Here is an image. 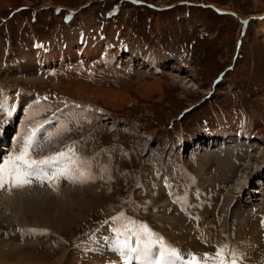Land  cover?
I'll return each mask as SVG.
<instances>
[{
	"label": "rangeland",
	"instance_id": "rangeland-1",
	"mask_svg": "<svg viewBox=\"0 0 264 264\" xmlns=\"http://www.w3.org/2000/svg\"><path fill=\"white\" fill-rule=\"evenodd\" d=\"M37 38L45 45H52L45 50L46 57L54 56L50 61L56 60V47L61 56L60 62L51 64L53 69L44 72V78L33 73L32 57L39 49ZM61 44L65 45L60 47ZM80 54L84 58L78 65ZM18 58L25 59V64L19 67L21 74L14 75L16 71H10L4 63ZM1 60L4 63L0 64V84L15 81L25 87L34 86L41 93L49 90L54 96L61 94L68 98L56 103L51 112L56 113L53 117L58 116L61 105L73 98L81 100L86 107L79 106L76 113L64 107L67 115L83 114L85 117L78 120L87 117L93 121L88 113L95 108L101 111V123L89 129L95 138L85 140V147L99 145L101 137L109 139L103 128L110 120H128L129 125L117 123V127L127 132L118 130L131 149L130 157H126L129 159L122 160L113 154V178L86 184L83 174H79L75 181L69 180L67 188L73 195L66 196L65 204H43L52 208L55 216L51 217L58 224L50 222L45 211L30 206L44 202L42 199L23 207L22 204L12 213L0 211L3 232L0 250L4 249L0 264H15L22 255L33 263L43 264H121L111 250L109 238L105 239L109 248L88 241L89 252L80 246L89 237L76 242L70 239L77 229L100 214L102 218L106 205L111 209L123 204L115 214L107 212L113 221L106 232L96 236L114 235L115 230H122L136 238V233L143 232L141 226H146L154 234L157 248L162 240L167 248L176 250L180 259L173 258L172 264H187L192 255L202 264H216L218 248L234 254V257L229 255L228 264H232L233 258L235 264H264V0H0V63ZM146 60L152 61V66L145 64ZM24 66L28 67L25 71ZM14 68L15 65L11 69ZM33 79L39 81L35 84L30 81ZM9 87L14 92L21 90L15 85ZM21 93L30 95L28 89ZM28 100L25 98L21 104L19 121L32 112ZM17 106H20L18 102ZM47 106L35 103L32 107L48 111ZM229 113L238 118L246 115V123ZM63 117L64 122H52L51 132H42V142L48 143L52 137L67 132L68 119ZM224 120L225 128L219 125ZM246 124L256 135H250ZM21 125L24 127L23 122ZM217 129L225 132L219 137L224 139L222 144L207 147L205 141H212ZM205 130L210 132L196 135ZM173 135L180 138L179 142L183 140L179 143L183 154L192 150L188 162L186 157L181 158L187 162L195 181L188 190L193 198L188 195L181 201L183 205L168 199L166 180L163 189L158 187L153 178L158 177L159 166L149 162L153 149H160L163 159L167 156V161L172 162L164 148ZM239 143H249L248 151L243 150L250 155L249 168L245 167L247 156L239 160L240 149L233 148ZM142 145H148L149 158L142 155ZM252 147L256 148L253 153L249 151ZM223 154L230 155L232 163ZM216 158L225 160L224 172L217 169ZM134 168L139 169L131 178ZM60 178L51 192L57 193ZM130 178L139 179L136 191L145 192L141 207L134 198L138 194L125 192L116 196ZM240 182L245 184V190L236 195L231 187ZM80 186L90 187L81 190ZM204 190L207 194H203ZM252 192L256 197L261 196L254 212L248 207ZM128 199L129 203H125ZM193 199L199 200L202 207L198 209ZM48 227L62 239L52 246L50 233L48 238H37ZM125 240L130 247L137 246L131 236ZM205 253L210 254L206 261ZM130 264H147V261L130 259Z\"/></svg>",
	"mask_w": 264,
	"mask_h": 264
},
{
	"label": "bare ground",
	"instance_id": "bare-ground-1",
	"mask_svg": "<svg viewBox=\"0 0 264 264\" xmlns=\"http://www.w3.org/2000/svg\"><path fill=\"white\" fill-rule=\"evenodd\" d=\"M48 46L50 47V49H51V46L52 45H46V47H45V49H44V51H42L41 52V54H42V56H43V59L46 61V62H50V60H52L53 58H54V56L52 57L51 56V58H49V57H46V55H45V50H48ZM31 53V52H30ZM28 58V57H27ZM31 59V58H30ZM40 59V58H39ZM24 61V59H22V60H20L19 62H23ZM17 63L16 65H15V67L17 68V66L18 67H20V63ZM26 68H28V67H26V66H24V71L26 70ZM15 71L16 72H20V68L19 69H15ZM24 71H23V73H24ZM21 74V73H20ZM12 79V78H11ZM14 80V79H13ZM30 81H33V83H37V81H39V79H33V80H30ZM9 82V80H6L3 84H0V113H3V116H6L7 115V113H4L1 109L2 108H5L6 106H9V107H12V112H17V113H19L20 114V110H21V105L20 106H17V102H19V100H20V98H21V96H15V95H12L13 93H14V91H11V90H13V89H10V87L9 86H11V83H8ZM70 82V81H69ZM9 85V86H7V85ZM32 87H34V86H32ZM84 87V86H83ZM5 88H8V90L11 92V93H9L8 94V96L6 97L5 96V94L3 93V91L5 90ZM15 90V89H14ZM36 90H38L37 91V93L38 94H35V100H38V95L41 97V98H44V99H46V98H48V97H53L54 95H52L50 92H49V90H42V93H41V91L39 90V89H36ZM88 90V89H87ZM78 91V90H77ZM67 92V91H66ZM108 92V91H107ZM63 93V92H62ZM45 94H47V95H45ZM111 95V94H110ZM108 98V97H107ZM116 101V100H115ZM58 111H60V110H58ZM11 112V113H12ZM10 113V114H11ZM58 113V112H57ZM9 114V115H10ZM54 114H56V113H54L53 112V114H50V117L52 118L53 116H54ZM9 115H7V118L9 119ZM12 119V118H11ZM26 119V118H25ZM10 120V119H9ZM8 120V121H9ZM27 120V119H26ZM241 134V133H240ZM5 137V136H4ZM250 138V137H249ZM248 138V139H249ZM6 141V140H5ZM239 142H241V141H239ZM243 142V141H242ZM245 142V141H244ZM188 145H189V148L191 147V144L190 143H188ZM245 146V147H244ZM256 146H258V145H256ZM256 146H254V147H256ZM248 147H249V145L247 146V144H245V143H243V144H240L239 143V145H237V146H234L233 148L235 149H237V148H239L240 149V152H239V154H238V156L240 157L239 158V160H241V159H243V158H246V156H247V152H245L244 153V151L243 150H247L248 151ZM254 147H252L251 149H249V151L250 150H252V152L251 153H253L254 151H255V149L257 148H254ZM238 150V149H237ZM243 151V152H242ZM17 152H18V156H19V151L17 150ZM16 152V153H17ZM191 153H192V151H191ZM229 154H233V153H229ZM222 154H220L219 156H221ZM225 157H227V158H229L230 159V161H231V163H232V159H231V157H229L230 155H227V154H223ZM249 157H250V155H248L247 156V159H246V162H245V164H247L245 167L247 168H249V167H251V164L249 163ZM33 159V161H36L37 162V164L36 165H34V168L37 170L36 172H33V174L29 177V183L26 185V186H24V187H19L20 189H17L16 190V187H13L11 190H9V186L8 185H4L3 187H0V211L1 212H9V213H12L13 211H15V210H17L22 204V207L23 206H25L26 204H30V202L31 201H33V200H38V199H42V200H45L44 202H41V203H37V204H33V203H31V205L30 206H35V209H40L41 211L43 210V211H45L46 212V214H47V217H49L48 218V220L50 221V222H53V223H55V224H58V223H56L55 222V218L54 217H51V216H55V213L54 214H52L53 213V211H52V208L51 207H45V206H43V204L45 203V204H49V205H52V204H65L66 203V196L67 195H71L72 193V191H71V189L70 188H67L68 186H69V180H73L74 178H76V177H78L79 176V174L81 175L82 173H81V171H80V173L76 170H74V176H73V178L72 179H66V178H64V177H61L60 178V181H62V182H60V184H59V186H60V188L59 189H57V193H53V192H51V191H54L53 189H49V190H47V189H45L44 187H43V185H42V182L41 181H39V182H35L34 181V179H36V180H38V177H39V175H40V173H41V170H42V168H43V164L42 165H40L39 164V162L41 161L40 159L39 160H36V159H34V158H30L29 156H28V160H32ZM5 161H8V154H6V155H4V158L0 161V164L2 163V162H5ZM247 161H248V163H247ZM224 162H225V160L224 159H219V158H216V163H217V169H219L220 171H225V166H224ZM231 166H233V164L231 165ZM242 167H244V166H242ZM240 168V167H239ZM243 169V168H242ZM251 170H253V168H251ZM244 171V170H243ZM37 172H38V174H37ZM250 177V176H249ZM81 178V177H80ZM249 179V178H248ZM248 179H247V181H246V183H248ZM78 180V179H77ZM73 181H75V180H73ZM235 181V180H234ZM65 182V183H64ZM71 185V184H70ZM237 185V186H236ZM236 185H233L232 187H231V189H232V191H233V193H235L236 195H238L239 193H241L242 191H244L245 189V184L243 183L242 184V182H240V183H237ZM63 186V187H62ZM246 186H247V184H246ZM70 187V186H69ZM77 187V186H76ZM80 187H82L81 188V190H85L86 188H89L90 186H87V187H85V186H80ZM67 188V189H66ZM75 188V187H74ZM243 188V190H241ZM73 189V188H72ZM64 190H66V192L64 191ZM74 190V189H73ZM75 190H77V189H75ZM89 190V189H88ZM201 190V189H200ZM90 191V190H89ZM257 192V191H256ZM30 193V194H29ZM259 193V192H258ZM262 193V192H261ZM91 194H93V192H91ZM73 195V194H72ZM93 195H95V194H93ZM54 196H60L59 198H52V197H54ZM96 196V195H95ZM233 196V195H232ZM201 200V199H200ZM228 200V199H227ZM25 203V204H24ZM245 205V204H244ZM54 206H56V205H54ZM221 207V206H220ZM32 211H34V209H31ZM0 215H2V214H0ZM25 227V226H24ZM24 227H22V228H24ZM26 228V227H25ZM20 229V228H19ZM27 231V230H26ZM23 233L25 232V231H22ZM34 232V231H33ZM24 235H26V234H24ZM116 235H119L118 233H116V234H114V235H112V236H116ZM122 235V234H121ZM127 236H129V235H127ZM107 238H109V236H105V237H103V238H98V239H101V240H99V243H97V240H96V245L95 246H104V247H108L109 248V246H110V244H105V242H106V240L105 239H107ZM133 239V236L131 235V240ZM134 240V239H133ZM260 239H258L257 241H258V244H260L261 242L259 241ZM114 241V240H113ZM112 241V245H111V250H112V252H113V254L115 255V257H116V259L118 260V261H121V264H130V259H129V256H130V254H132V253H128L127 252V249H123V252L125 253V254H121L122 253V243H119V242H113ZM135 241V243L137 244V241L136 240H134ZM91 243H95L94 241H90ZM86 244H87V242H85L84 244H82V247L83 248H85L88 252H89V247H88V244H87V248H86ZM98 244V245H97ZM140 245H142V244H140ZM263 245H264V242H263ZM0 246H2L1 244H0ZM19 247V246H18ZM134 247V246H133ZM13 248H16V246H13ZM11 249V248H10ZM4 250V249H3ZM3 250H0V254H2L1 253V251H3ZM98 253V252H97ZM100 254H102L103 256H104V254H103V252L102 251H100L99 252ZM102 255H101V257H102ZM155 255V254H154ZM18 258V257H17ZM4 260H5V258H4ZM132 260V259H131ZM183 263L185 262V261H182ZM15 264H43L42 262H38V263H33V262H31V261H29V259H28V257L26 256V255H22L21 256V258L15 263ZM60 264V263H59Z\"/></svg>",
	"mask_w": 264,
	"mask_h": 264
},
{
	"label": "snow or ice",
	"instance_id": "snow-or-ice-1",
	"mask_svg": "<svg viewBox=\"0 0 264 264\" xmlns=\"http://www.w3.org/2000/svg\"><path fill=\"white\" fill-rule=\"evenodd\" d=\"M29 141H26L28 144ZM62 155V154H61ZM47 161H40L39 164H45ZM36 161H30L26 159V153L22 151L19 156L13 157L3 164H0V187H3L6 183L9 186V190L13 187L19 188L24 187L29 183V177L36 172L34 168ZM72 169H64L61 171L62 175H68L72 173ZM38 174V172H37ZM143 229L142 234L136 233V247H130L127 240L122 245V255L125 254L123 249H127L128 253H134V256H129V259L145 260L147 264H172L173 258L179 260V256L175 249H169L165 246L162 240L159 241V247L157 248L156 242L153 240L154 234L147 229L146 226H141ZM144 239L143 246H140L141 239ZM226 247V246H225ZM154 249L156 250L155 255L153 254ZM229 255L233 253L225 252L223 248H218L215 253L216 264H228ZM210 258V254L205 253V261ZM187 264H202V262L195 256L192 255L191 259L187 261ZM232 264H235L233 258Z\"/></svg>",
	"mask_w": 264,
	"mask_h": 264
}]
</instances>
